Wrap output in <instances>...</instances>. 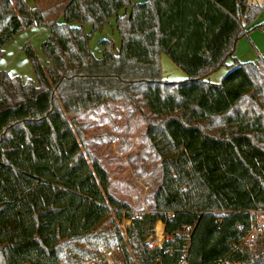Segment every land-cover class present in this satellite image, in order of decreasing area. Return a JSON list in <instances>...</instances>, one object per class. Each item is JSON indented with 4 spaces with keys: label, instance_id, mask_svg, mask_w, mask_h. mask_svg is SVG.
Here are the masks:
<instances>
[{
    "label": "trees",
    "instance_id": "1",
    "mask_svg": "<svg viewBox=\"0 0 264 264\" xmlns=\"http://www.w3.org/2000/svg\"><path fill=\"white\" fill-rule=\"evenodd\" d=\"M263 7L248 0H68L60 18L49 20L25 0H0V58L17 32L49 28L44 63L30 43L22 47L37 84L0 72V165L36 180L10 199L0 192V264H80L82 256L108 264L102 251L81 244L97 237L104 219L83 233L60 234L56 198L65 191L129 220L127 243L113 229L120 264H264V230L251 250L243 240L251 212L264 210V54L244 62L234 56L238 40L261 28L254 22ZM113 15L120 48L101 39L96 57L91 35ZM161 54L185 77L163 79ZM223 66L220 81L211 82ZM119 101L133 107L128 122L142 115L144 144L159 161L154 208L137 215L111 193L102 163L83 153L85 123L76 119ZM155 223L165 235L160 246L146 241Z\"/></svg>",
    "mask_w": 264,
    "mask_h": 264
},
{
    "label": "rangeland",
    "instance_id": "2",
    "mask_svg": "<svg viewBox=\"0 0 264 264\" xmlns=\"http://www.w3.org/2000/svg\"><path fill=\"white\" fill-rule=\"evenodd\" d=\"M264 0L250 1L261 3ZM32 6L37 5L42 9L45 17L49 20L60 18L63 7L68 0H38L27 1ZM132 2H140L132 0ZM129 9V8H128ZM264 7L262 9V12ZM264 13V12H263ZM49 33V28L45 26H32L20 32H17L12 40L3 46L4 54L0 58V72L18 75L21 79L32 80L37 84L31 63L24 54L22 47L30 43L40 62L44 63L46 57L41 51V43ZM86 33L91 32V25H83ZM46 34V35H45ZM110 39L115 48H120V36L116 28L114 16L108 19L101 30L94 31L91 35L89 45L96 57L102 52V47L98 44L101 39ZM161 75L163 79L179 81L185 77V74L178 68L165 54H161ZM225 66L218 69L212 75L222 72ZM227 71V70H226ZM224 72V74L226 73ZM223 74V75H224ZM221 75L217 81L222 78ZM214 77V76H213ZM209 79V78H208ZM108 110L103 107L94 109L89 113H81L76 116L78 121L85 123L84 133L81 141L82 151L85 155L97 158L105 167L110 178V191L117 198L127 203L135 213L149 212L154 208L153 195L160 182L159 161L155 154L144 144L142 134L146 124L139 112H135L128 122V114L133 110L131 105H124L121 101L108 103ZM72 118L73 116H68ZM36 180L21 173H13L10 169L0 165V192L7 198H13L23 189L32 186ZM56 205L60 207L58 221L60 234L83 233L101 222L96 228V238H89L86 243L81 244L90 249L102 251L103 257L108 264H120L119 247L115 243L114 228H117L122 234L123 241L127 243V236L124 232L125 226L129 220L122 218L121 221L114 217L109 206L92 203L84 197L69 191L58 194ZM110 211L106 217V212ZM106 217V218H105ZM262 221V218H259ZM161 224H158V226ZM157 223L153 227L152 235L148 236L146 241L150 245H161L165 235H158ZM163 228V227H162ZM186 228L184 231L187 232ZM262 232L252 235L245 240L248 249L255 248L257 239ZM251 244L248 245V244ZM107 246V248L105 247ZM112 251L111 256L104 253ZM79 260L80 264H101V259L84 258ZM61 264H67L62 262Z\"/></svg>",
    "mask_w": 264,
    "mask_h": 264
},
{
    "label": "crops",
    "instance_id": "3",
    "mask_svg": "<svg viewBox=\"0 0 264 264\" xmlns=\"http://www.w3.org/2000/svg\"><path fill=\"white\" fill-rule=\"evenodd\" d=\"M25 1L27 2V1H38V0H25ZM137 1L144 2L147 0H137ZM248 1L250 2L252 0H248ZM253 1H258V0H253ZM263 2H261V3H263ZM28 4L31 5L30 3H28ZM128 11H129L128 8L121 9V10H119L118 14L122 15ZM263 12H264V10H263ZM263 12L261 11V13L259 14V16L256 18V20L254 22V24L263 22L261 28L260 29H251L250 31H248L246 36H244L238 40V42L236 44V50L234 53V56H235L237 61L244 62V61L255 60L258 55L264 54V13ZM114 19H115V16H114ZM47 33H48V30H47ZM160 60H161V57H160ZM231 62H232L231 60L228 61V63H231ZM226 68H227V66H226ZM226 70L227 69H223L222 72L217 73L216 75L210 74L208 76L209 80H211V78H212V81H217V79L221 75H223ZM9 74L14 75L11 73H9ZM22 81H25V80L22 79Z\"/></svg>",
    "mask_w": 264,
    "mask_h": 264
},
{
    "label": "built area",
    "instance_id": "4",
    "mask_svg": "<svg viewBox=\"0 0 264 264\" xmlns=\"http://www.w3.org/2000/svg\"><path fill=\"white\" fill-rule=\"evenodd\" d=\"M135 215H137V213H135ZM259 218H262V221H260ZM263 227H264V210H260V209L253 210L251 212V225L246 235L244 236L243 240L245 241L247 238H251L252 235L256 236L257 233L262 232ZM238 229H243V226L238 225ZM248 245L251 246L250 243ZM104 254L107 256H111L112 251L108 250ZM183 264H186L185 260H183Z\"/></svg>",
    "mask_w": 264,
    "mask_h": 264
}]
</instances>
